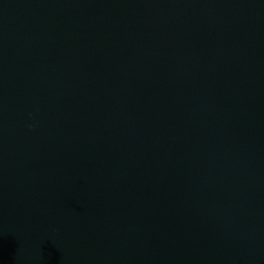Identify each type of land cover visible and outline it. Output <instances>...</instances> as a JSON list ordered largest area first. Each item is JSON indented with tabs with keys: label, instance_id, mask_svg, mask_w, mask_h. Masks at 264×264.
<instances>
[{
	"label": "water",
	"instance_id": "water-1",
	"mask_svg": "<svg viewBox=\"0 0 264 264\" xmlns=\"http://www.w3.org/2000/svg\"><path fill=\"white\" fill-rule=\"evenodd\" d=\"M0 264H264V0H0Z\"/></svg>",
	"mask_w": 264,
	"mask_h": 264
}]
</instances>
